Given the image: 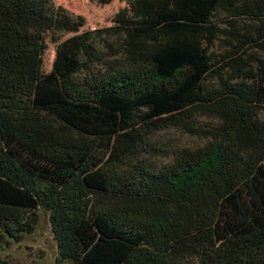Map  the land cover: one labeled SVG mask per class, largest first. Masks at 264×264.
I'll return each mask as SVG.
<instances>
[{"label":"trees","instance_id":"obj_1","mask_svg":"<svg viewBox=\"0 0 264 264\" xmlns=\"http://www.w3.org/2000/svg\"><path fill=\"white\" fill-rule=\"evenodd\" d=\"M85 24L0 0V249L44 210L59 263L264 264V0H129Z\"/></svg>","mask_w":264,"mask_h":264},{"label":"rangeland","instance_id":"obj_2","mask_svg":"<svg viewBox=\"0 0 264 264\" xmlns=\"http://www.w3.org/2000/svg\"><path fill=\"white\" fill-rule=\"evenodd\" d=\"M68 10L86 18L83 29H93L113 23V17L128 6L129 0H54ZM71 34H65L67 37ZM48 48L43 56L44 70L50 71L56 55V43L51 36L47 39ZM170 144L193 145L200 139L179 132L165 136ZM165 138V139H166ZM58 243L52 231L49 213L40 210V220L31 234L22 242L13 243L0 249V264H72L68 260L58 262Z\"/></svg>","mask_w":264,"mask_h":264}]
</instances>
